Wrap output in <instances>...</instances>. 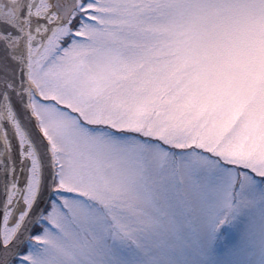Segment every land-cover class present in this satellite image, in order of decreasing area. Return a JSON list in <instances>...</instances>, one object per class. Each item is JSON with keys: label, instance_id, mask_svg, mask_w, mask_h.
Returning <instances> with one entry per match:
<instances>
[{"label": "snow or ice", "instance_id": "obj_1", "mask_svg": "<svg viewBox=\"0 0 264 264\" xmlns=\"http://www.w3.org/2000/svg\"><path fill=\"white\" fill-rule=\"evenodd\" d=\"M0 264H264V0H0Z\"/></svg>", "mask_w": 264, "mask_h": 264}]
</instances>
